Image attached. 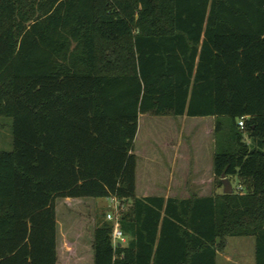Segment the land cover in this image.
<instances>
[{
	"label": "trees",
	"instance_id": "16d2710c",
	"mask_svg": "<svg viewBox=\"0 0 264 264\" xmlns=\"http://www.w3.org/2000/svg\"><path fill=\"white\" fill-rule=\"evenodd\" d=\"M144 115L213 118L243 192L136 198ZM0 118V264H59L55 201L112 197L127 244L96 219L92 264H216L235 237L264 264V0H0Z\"/></svg>",
	"mask_w": 264,
	"mask_h": 264
},
{
	"label": "rangeland",
	"instance_id": "374dc122",
	"mask_svg": "<svg viewBox=\"0 0 264 264\" xmlns=\"http://www.w3.org/2000/svg\"><path fill=\"white\" fill-rule=\"evenodd\" d=\"M214 120L210 118H172V117H151L140 116L138 119L137 134L134 142L141 157H147L150 149L149 142H213L212 129ZM241 129V128H240ZM245 141L247 142L246 138ZM248 143V142H247ZM12 150L11 137V121L9 119L0 118V152H10ZM141 163L137 169V185L138 190L147 188L151 190L152 195H159V188L163 186V179L160 185H153L158 181V172L148 176L145 172L146 162ZM206 164L203 166L205 167ZM183 179L172 180L171 197L176 199H187L191 195L182 194L184 185ZM191 184L192 179L186 180ZM197 186L200 189L196 195L208 197L215 194H222V185L219 187L212 172L208 173L206 168L201 171V177L196 180ZM232 193H242L243 184L237 178L230 181ZM99 201V202H98ZM124 212L130 205V201L120 204ZM112 205L108 200L96 201H78L69 205H59V221L62 224L60 227L64 235L65 226L68 229L67 236L71 237V241H84L89 244V239L92 238V231L96 223V219L106 216L110 213ZM71 221L69 224L68 221ZM70 228V229H69ZM66 229V230H67ZM62 239V238H61ZM85 250V249H84ZM225 255L234 257L237 264H254V238H227L226 247L223 251ZM236 254L242 257V260L236 259ZM239 257V258H240ZM85 263V260L83 261ZM216 264H226L223 259L217 258Z\"/></svg>",
	"mask_w": 264,
	"mask_h": 264
},
{
	"label": "crops",
	"instance_id": "0c3cea01",
	"mask_svg": "<svg viewBox=\"0 0 264 264\" xmlns=\"http://www.w3.org/2000/svg\"><path fill=\"white\" fill-rule=\"evenodd\" d=\"M210 119L213 120V118ZM148 148L150 149V152L147 157H141V154L137 149L136 142H134L133 154L137 158L135 169L136 198H173L171 197V187L173 184L172 180L175 179L185 180L183 190L181 191L182 194L196 196L200 190L197 186L196 180L201 177L202 169L206 168L208 173L212 172L211 160L214 149L213 142H149ZM141 158H143L142 163H147L144 170L147 173L149 172L148 176L154 175L155 172L153 171L158 172V181H156L157 183L153 185L154 187L156 184L160 185L161 180L163 179V186L162 188H159V195L150 194L151 190L147 188H142L140 192L138 190L137 169L141 163ZM205 164L206 166L203 167ZM188 179L193 180L191 184H188L186 181ZM84 200L97 202V200L91 199H57L55 201L56 245L58 249L59 264H92V253L90 250L92 238L91 240L89 239V244H85L84 241H71V237L67 236L68 229L66 226L63 235L61 230L62 227H60L62 224L58 219V207L60 204L69 205L70 203ZM70 222L71 221L69 220L67 224ZM239 257L236 254V259H243L242 257ZM217 258L223 259L226 264H237V262L234 261V257L225 255L224 253L217 254L216 260ZM84 260L85 263L83 262Z\"/></svg>",
	"mask_w": 264,
	"mask_h": 264
},
{
	"label": "built area",
	"instance_id": "2783aa9c",
	"mask_svg": "<svg viewBox=\"0 0 264 264\" xmlns=\"http://www.w3.org/2000/svg\"><path fill=\"white\" fill-rule=\"evenodd\" d=\"M239 128H243V123L239 122L238 123ZM108 202L112 205V209L111 212L106 214L105 216V220L110 222L112 225V229H111V234H110V241H111V247L113 252H115V250L117 249H121L123 247H126L127 244V240L126 238L123 236L121 230H120V226H119V222H118V218L120 216V213L122 212V207H121V203L114 197L109 198ZM122 254L120 256H118L117 258H121ZM116 258V256L114 255V259Z\"/></svg>",
	"mask_w": 264,
	"mask_h": 264
},
{
	"label": "water",
	"instance_id": "95a60500",
	"mask_svg": "<svg viewBox=\"0 0 264 264\" xmlns=\"http://www.w3.org/2000/svg\"><path fill=\"white\" fill-rule=\"evenodd\" d=\"M222 185V194L223 195H231L232 194V187L230 182L224 178L223 176L220 179Z\"/></svg>",
	"mask_w": 264,
	"mask_h": 264
}]
</instances>
